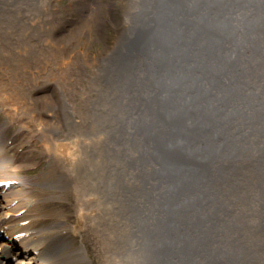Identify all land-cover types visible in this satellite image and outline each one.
<instances>
[{"label": "bare ground", "instance_id": "bare-ground-1", "mask_svg": "<svg viewBox=\"0 0 264 264\" xmlns=\"http://www.w3.org/2000/svg\"><path fill=\"white\" fill-rule=\"evenodd\" d=\"M25 1L0 0V101L8 108L7 112L21 111L37 127L44 152L55 160L62 173L60 180L49 183L51 188L72 192L69 199L74 202L78 217L94 220L100 212L103 214L100 220L106 223L95 228L110 240V245L104 247L103 264H154L152 251L145 262L142 260V254L148 250L143 248L141 223L149 219L152 227L153 220L159 221V213L153 218L149 216L153 215L152 200L163 195L164 188L151 176L157 164L148 158L151 140L147 128L151 120L148 102L154 92L147 65L141 62L134 45L142 27L150 22L155 0H131L126 11L127 37L119 42L115 54L107 61L108 76L105 75L104 80V85L108 86V90L104 88L107 105L102 108L87 99L84 88L72 91L78 94V99L66 97V91L70 90L58 87L62 86L58 83V72H50L49 82L58 87L60 100L42 97L35 100L31 96L32 87L26 89L22 84L18 90L10 87L13 81L6 76L8 72L15 82L25 80V75L31 73L29 81L36 85L41 76L35 78V73L47 72L51 63L59 70L61 53L50 40L51 27L47 28L55 15L51 0H28L29 5L38 2L37 15L27 8ZM96 6V2H83L76 8L82 12L97 10ZM114 9L113 5L111 11ZM40 11L43 16L39 15ZM95 14L100 15L98 10ZM96 31L101 32L99 25ZM260 58L264 59V54ZM248 90L254 98L249 105L240 107L244 119L235 120V127L229 130L233 148L217 162L222 170L221 177L216 178V182L219 181L217 207L204 205V211L213 217L202 221L200 240L196 244L187 241L186 235L191 233L186 224L176 220L174 224L177 223L182 232L174 231L172 252L167 253L166 258L160 257L165 264H264V81ZM6 129V125H0V230L4 234V237L0 235V264H91L88 252L74 248L70 233H64L68 228L75 231L74 227L44 225L41 218L31 224L24 217L27 213L44 210V206H34L40 195L34 196L29 179L10 174L14 160L7 154ZM25 145L28 147L29 142ZM107 151L112 152L108 157ZM30 158L31 155H25L22 159L28 162ZM180 159L183 170L185 155ZM91 163L97 164L95 171L89 167ZM127 167L130 168L128 175L125 174ZM92 172L100 175L99 182H107L103 189L96 187L95 193L89 189ZM249 179V183H245ZM166 194L169 192L165 191ZM107 198L117 202L113 205ZM231 198L237 204L236 209L230 210L235 207ZM125 201L133 202L129 229H120L116 236L106 225L109 220L123 216ZM56 206L63 210L66 221L71 222L69 208ZM56 206L47 205V209L55 210ZM247 209L250 214L246 213ZM115 238L121 246L115 245ZM83 243L86 248L92 247L86 237ZM186 245L188 247L184 248Z\"/></svg>", "mask_w": 264, "mask_h": 264}, {"label": "water", "instance_id": "water-1", "mask_svg": "<svg viewBox=\"0 0 264 264\" xmlns=\"http://www.w3.org/2000/svg\"><path fill=\"white\" fill-rule=\"evenodd\" d=\"M142 28L134 49L154 92L147 153L164 192L149 216L159 213V221L141 228L154 264H165L160 257L182 232L175 221L196 244L202 221L213 217L204 205L217 207V162L233 148L229 130L244 119L240 107L254 98L248 88L264 81V0H155Z\"/></svg>", "mask_w": 264, "mask_h": 264}, {"label": "rangeland", "instance_id": "rangeland-1", "mask_svg": "<svg viewBox=\"0 0 264 264\" xmlns=\"http://www.w3.org/2000/svg\"><path fill=\"white\" fill-rule=\"evenodd\" d=\"M25 2L28 3V0ZM83 2L87 4L96 2V7L100 15L98 14L97 17L95 14L97 10L91 9L80 12L76 8V5ZM131 3V0H51L55 15L52 25L47 26V28L51 27V30L48 32L51 36L50 40L54 43V48L61 53L58 57L59 70L57 71L56 65L51 63L47 68L49 70L50 68L53 70L55 69L56 72L47 70V72L44 71V73L37 74L33 71L35 73V78L41 76L36 85L29 81V79H31V73L25 75V80L18 79V82H15V79L11 77V73L8 72L9 74H6V76L10 77V80L13 81V85H10V87L15 90H18L20 84L26 89L32 87V89L30 88L32 90L31 96L34 97L33 99L35 100H40L41 97L43 99L54 98L60 100L61 96L57 89L58 87H66V90H70L66 91V97H76L78 99V94L75 95L72 91H79L84 88L87 90V94L85 95L90 102L93 104L97 102V105L101 108L105 106V104L107 105V101L104 100L107 96L104 88L108 90V86L104 85V80L107 79L106 76H108L106 72L109 67L107 61L111 60L110 58L115 54L119 42L127 37L129 26L127 25L126 11L129 9ZM31 4L32 5H29L28 3L27 8L31 9L33 13L36 14L35 5L38 4V2H32ZM113 5L115 9L111 11ZM39 15L43 16L41 11ZM103 19L109 20L104 21ZM98 25L101 28V32L99 33L96 31ZM4 72L6 73L7 71ZM50 72L52 74L58 72V83L62 84V86L58 85V87H56V84H53L54 82H49ZM6 109L8 108L0 101V125L7 126L5 132L7 154L14 160L13 168H10V174L14 177L29 179L33 184L34 196H42H39L38 200L33 203L34 206H44V210L42 209L34 214L27 213L24 217H27V221L31 222V224H34L41 218V220L43 219L44 221V225L62 224L67 228L74 227L75 231L69 230L68 228V231L64 232L66 235L70 233V239L75 241L73 247L78 250L84 248L86 253L88 252L86 255L89 257L91 264H103L104 256L106 255L104 247L107 248V244L110 245V240L101 236L100 231L97 232L95 230L98 224L101 225V227L104 226V224H101L103 221L100 220V218H103V214L100 212V215L95 217L94 220L87 219V217H85L86 219L78 217L79 214L76 213L73 207L74 202H71L69 199L72 192H63L51 188V182L60 180L62 173L60 174L61 170L56 166L57 163L55 160L44 152L45 149L43 148L41 135L37 127L27 116H23L20 113L21 111L14 113L10 112V110L7 112ZM25 142H29L28 147L25 145ZM111 153L112 152L107 151V157L108 155L110 156ZM25 155H31L30 161H23L22 158ZM126 165L132 167L130 163ZM96 166L97 164L91 163L89 167H92L95 171ZM129 167L125 168L126 175L130 174ZM93 172L91 173L93 176H91L89 182V189L91 192L95 193L96 187L103 189L102 186L106 187L105 184L107 182H99L100 175L98 173L93 174ZM104 172H102V174ZM249 181L250 179L245 180V183L248 184ZM126 187L125 184V188ZM137 188L138 186H136V189ZM130 190L133 191L134 188ZM256 190L257 188H254V191ZM107 200L111 203L113 202V205L117 202L109 198H107ZM230 202L232 205H235L234 208H232L233 206L230 207V210L236 209L237 204L232 201V198ZM243 204L244 201L241 205ZM47 205L66 206L69 208L67 213L69 219L72 221L67 222L64 214L61 213L63 210L58 209L57 206L55 210H48ZM132 205L133 202L125 201L126 211L124 214L126 218L124 214L123 216L119 215L121 216L120 219L115 215L117 220H109L106 225L110 231L116 233V236L120 233L117 232L120 229H129L130 222L128 220L130 218ZM246 213L250 214L248 209ZM115 214H117V211H115ZM111 217L110 215V218ZM96 220L97 223L95 224L94 221ZM0 235L4 237L2 230H0ZM142 235H144V232H142ZM84 237L92 242V247L86 248V245L83 243ZM113 240L116 242V238ZM145 240L146 238H144V242L146 243ZM145 243L143 248L144 250L147 249L148 253L145 250V253L142 254L143 262H145V259H148L147 256L149 254V248L145 246ZM115 245L118 247L119 245L121 246L120 241L118 240Z\"/></svg>", "mask_w": 264, "mask_h": 264}]
</instances>
